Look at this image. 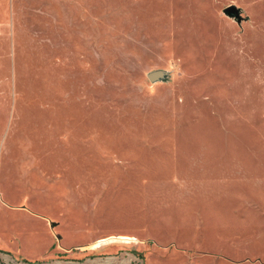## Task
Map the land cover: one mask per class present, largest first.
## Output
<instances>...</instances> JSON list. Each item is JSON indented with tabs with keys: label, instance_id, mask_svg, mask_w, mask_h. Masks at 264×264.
<instances>
[{
	"label": "rangeland",
	"instance_id": "374dc122",
	"mask_svg": "<svg viewBox=\"0 0 264 264\" xmlns=\"http://www.w3.org/2000/svg\"><path fill=\"white\" fill-rule=\"evenodd\" d=\"M0 246L264 264V0H0Z\"/></svg>",
	"mask_w": 264,
	"mask_h": 264
},
{
	"label": "built area",
	"instance_id": "2783aa9c",
	"mask_svg": "<svg viewBox=\"0 0 264 264\" xmlns=\"http://www.w3.org/2000/svg\"><path fill=\"white\" fill-rule=\"evenodd\" d=\"M0 264H19V263H15L14 260L11 257H9L8 254L2 255L0 253Z\"/></svg>",
	"mask_w": 264,
	"mask_h": 264
},
{
	"label": "water",
	"instance_id": "95a60500",
	"mask_svg": "<svg viewBox=\"0 0 264 264\" xmlns=\"http://www.w3.org/2000/svg\"><path fill=\"white\" fill-rule=\"evenodd\" d=\"M227 10L230 11V12H233V11H236V7L233 6V5H230V6L227 7ZM158 75H159L158 72H157V73H152V74H151V77H152V78H155V77H157Z\"/></svg>",
	"mask_w": 264,
	"mask_h": 264
},
{
	"label": "crops",
	"instance_id": "0c3cea01",
	"mask_svg": "<svg viewBox=\"0 0 264 264\" xmlns=\"http://www.w3.org/2000/svg\"><path fill=\"white\" fill-rule=\"evenodd\" d=\"M0 250H4V251H8V252H11L10 250H9V248H2L1 246H0Z\"/></svg>",
	"mask_w": 264,
	"mask_h": 264
}]
</instances>
